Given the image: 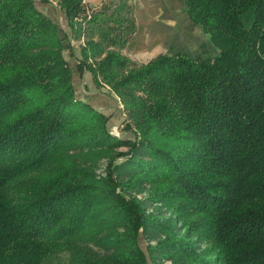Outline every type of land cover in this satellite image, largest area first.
<instances>
[{
    "label": "trees",
    "instance_id": "trees-1",
    "mask_svg": "<svg viewBox=\"0 0 264 264\" xmlns=\"http://www.w3.org/2000/svg\"><path fill=\"white\" fill-rule=\"evenodd\" d=\"M38 1L0 0V264H264V0H184L219 52L144 62L133 0Z\"/></svg>",
    "mask_w": 264,
    "mask_h": 264
},
{
    "label": "crops",
    "instance_id": "crops-1",
    "mask_svg": "<svg viewBox=\"0 0 264 264\" xmlns=\"http://www.w3.org/2000/svg\"><path fill=\"white\" fill-rule=\"evenodd\" d=\"M98 6L105 0H84ZM135 30L125 53L135 61L144 62L160 53H184L190 58L213 57L219 50L209 42L201 25L191 21L186 13L184 0H133ZM38 5L61 26L68 28L65 14L56 2ZM205 38L206 44L201 42ZM200 45V49H198ZM206 47L207 49H202ZM202 49V50H201Z\"/></svg>",
    "mask_w": 264,
    "mask_h": 264
},
{
    "label": "rangeland",
    "instance_id": "rangeland-1",
    "mask_svg": "<svg viewBox=\"0 0 264 264\" xmlns=\"http://www.w3.org/2000/svg\"><path fill=\"white\" fill-rule=\"evenodd\" d=\"M200 41L204 42L203 45L206 44L204 36L203 38H201ZM209 42H210V38H209ZM81 44H82L81 41L73 40V46L75 50L78 51ZM198 49H200V45H198ZM202 49H207V48L204 47ZM66 54H67V57H70V53L68 50ZM74 80H75L77 94L79 97L86 99L87 101L92 103L94 106L100 108L106 114L110 115L109 125L114 133L116 134L124 133L127 135H131L132 132L126 131L124 127L123 104L116 96H113L112 94H110V91H109L110 88L97 87L94 84V82L90 80L89 73L81 75L79 72H76ZM120 149L127 150L128 146L121 147ZM101 165H102V168L100 172L103 170V168L106 165L105 160L102 161ZM142 196L143 194L141 193L138 194V197H142ZM150 242L151 244L155 243V241H150ZM139 245L142 248V250L146 253V241L143 239L142 236H139ZM54 264H58V263H54ZM158 264H172V263L171 261H168L167 259H162L159 261Z\"/></svg>",
    "mask_w": 264,
    "mask_h": 264
}]
</instances>
